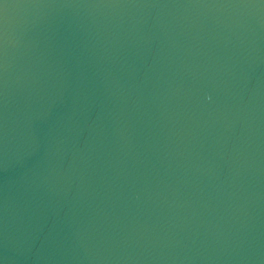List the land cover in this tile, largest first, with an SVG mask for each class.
<instances>
[{"label":"water","instance_id":"water-1","mask_svg":"<svg viewBox=\"0 0 264 264\" xmlns=\"http://www.w3.org/2000/svg\"><path fill=\"white\" fill-rule=\"evenodd\" d=\"M0 264H264V0H0Z\"/></svg>","mask_w":264,"mask_h":264}]
</instances>
